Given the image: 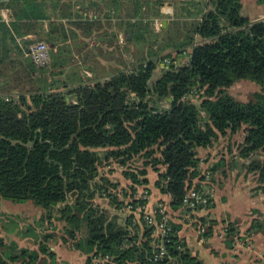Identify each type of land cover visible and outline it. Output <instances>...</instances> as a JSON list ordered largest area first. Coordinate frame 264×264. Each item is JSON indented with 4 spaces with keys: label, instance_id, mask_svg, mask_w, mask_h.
Segmentation results:
<instances>
[{
    "label": "trees",
    "instance_id": "trees-1",
    "mask_svg": "<svg viewBox=\"0 0 264 264\" xmlns=\"http://www.w3.org/2000/svg\"><path fill=\"white\" fill-rule=\"evenodd\" d=\"M208 3L211 8L192 25L199 41L187 37L192 42L165 56V67L148 60L105 79L60 87L23 58L29 42L23 41V51L13 48L14 59L0 56V200L40 208L41 221L60 223L61 239L89 255L86 264H150L155 251L152 228L133 213L146 201L130 195L124 204L117 185L99 176L100 168H122L134 194L148 184L151 167L170 210L192 211L183 207V198L210 173L200 169L197 150L240 134L239 158L256 176L255 190L264 194V20L244 17L240 0ZM22 7L33 14L35 1L23 0ZM23 19H29L26 13H14L18 37L38 30ZM188 49L189 61L176 63ZM242 80L260 87L247 102L228 93ZM139 160L143 167L137 171ZM95 197H107L118 209L128 205L127 222L119 224ZM200 222L210 237L216 223ZM169 225L161 264H201L186 250L171 216ZM227 233L232 240L234 229L228 226ZM50 238L44 235L35 251L17 250L0 238V264H59Z\"/></svg>",
    "mask_w": 264,
    "mask_h": 264
},
{
    "label": "crops",
    "instance_id": "crops-1",
    "mask_svg": "<svg viewBox=\"0 0 264 264\" xmlns=\"http://www.w3.org/2000/svg\"><path fill=\"white\" fill-rule=\"evenodd\" d=\"M32 1L36 6L33 14L22 7L23 0H0V4L4 5V8H0V56L14 59L16 53L13 48L20 47L23 51V41L29 42L22 52L23 58L34 68L44 70L49 80H54L60 87L67 83L76 85L105 79L138 62H161L169 54L176 56L181 50L178 47L192 42L187 37L189 40L193 38L194 42L199 41L198 37L193 36L192 25L211 8L208 0ZM240 1L244 17L251 21L264 20V4H260L259 0ZM10 3L12 8L7 7ZM22 11L29 17L23 20L33 21L38 30L18 37L12 24L14 13ZM35 41L44 42L48 48L50 59L44 68L37 67L26 55L28 47ZM191 51H186L189 56ZM176 61L179 64L185 59L178 56ZM84 78L92 79L85 82L81 80ZM226 140L229 142L228 150H222V143ZM240 141V134H228L219 138L211 148L197 150L200 169L207 167L210 171L206 179L210 178L202 187L212 194V198L203 207L172 212L168 205L170 198L155 187L157 178L137 188L134 194L130 190V181L125 179L128 182L127 191H124L126 196L121 200H125V204L130 195L137 197L145 194L146 205L150 209H154L158 203L166 204L171 218L180 225L178 236L186 250L201 264H264V203L260 201L264 194L255 190L256 176L247 172L246 162L239 158L237 147ZM118 195L120 197V192ZM4 202L0 200V203ZM112 207L120 213L112 216L117 217L119 224H125L131 213L128 205L121 209L115 205ZM33 208L41 210L35 206ZM201 219L216 223L208 238L203 235ZM54 223V234L47 244L55 254L57 263L86 264L89 255L75 249L70 242H64L61 239L64 237L63 226L56 221ZM228 226L234 229L232 240L227 233ZM38 235L35 233L32 236L30 232L23 231L16 237L12 232H0V238L7 244L15 242L17 250L27 251L37 250L35 245L42 239L35 240L31 245L28 241H32V237L37 239ZM84 235L83 229L79 237L83 238Z\"/></svg>",
    "mask_w": 264,
    "mask_h": 264
},
{
    "label": "rangeland",
    "instance_id": "rangeland-1",
    "mask_svg": "<svg viewBox=\"0 0 264 264\" xmlns=\"http://www.w3.org/2000/svg\"><path fill=\"white\" fill-rule=\"evenodd\" d=\"M160 68H158L154 80L159 76V72L161 70ZM91 79L92 78H86V79L84 78L81 80L87 82ZM255 92H260V87L254 84L253 82L245 81V80L235 83L232 87L228 89V93L231 96H233L236 100L241 102H247L251 98L252 94ZM228 144H229L228 140H226L224 144L222 143V145H224L222 150H228ZM142 163H143L142 160H139L136 163H134V167H136L137 171H139V169L143 167ZM146 171H147L146 177H148V184L149 182L155 181V179L157 178V172L151 167H148ZM99 176L107 177L113 184H116L117 185L116 190L120 192V199L125 198L124 191H127L128 182H125L126 181L125 176L123 175V171L121 168L115 165L111 167L100 168ZM129 193H131V191H129ZM260 199H261L260 200L261 203H264V196L261 197ZM94 203L102 205V207L107 209L111 215L115 213L120 214L119 212L115 211L112 206H110V202L107 197H95ZM33 207L34 206H32V204L18 205L10 201L0 203V232L1 231H3L4 233L12 232V234H14L15 236L16 235L18 236V234H21V232L23 231L30 232L32 236H35V233L39 234L37 239L36 237L35 239L34 237H32V241L31 240L28 241L30 245L34 244L35 240L38 241L39 239H42L44 235H53L54 233H52L53 231L52 227L55 225L54 221H48L47 219L41 221V217L42 215H44V213L41 210H38ZM38 211H41V213ZM14 213H16V215H14ZM8 245L17 246L15 242H11L10 244L8 243ZM35 246L36 248H38L37 244Z\"/></svg>",
    "mask_w": 264,
    "mask_h": 264
},
{
    "label": "built area",
    "instance_id": "built-area-1",
    "mask_svg": "<svg viewBox=\"0 0 264 264\" xmlns=\"http://www.w3.org/2000/svg\"><path fill=\"white\" fill-rule=\"evenodd\" d=\"M26 55L31 58L34 64L37 67H45L49 63V52L46 44L42 41H35L32 43L26 52ZM183 57L185 61L179 64H186L189 61V55L187 52L183 53ZM170 64L169 59H164L160 62L162 67H165ZM190 99L193 101H197V96H190ZM210 173L207 171L205 176L208 177ZM206 181V180H205ZM212 198V194L205 190L202 185L198 188H191L183 198V207L185 209L196 210L197 207L205 206L210 199ZM135 199L146 201L147 196L145 194L135 196ZM147 203L139 206L137 209L133 211V213L140 215L143 218V221L152 228V237L154 239V254L150 258V264H161L166 257V248L165 243L167 242V238L171 231V227L169 225L170 221V213L169 208L164 203H158L154 209H150L146 205ZM131 209L130 207L128 208ZM106 259V258H104ZM96 262L99 259H95Z\"/></svg>",
    "mask_w": 264,
    "mask_h": 264
}]
</instances>
